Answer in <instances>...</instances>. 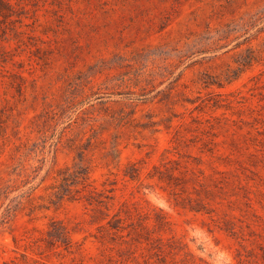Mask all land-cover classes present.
<instances>
[{"label":"rangeland","instance_id":"1","mask_svg":"<svg viewBox=\"0 0 264 264\" xmlns=\"http://www.w3.org/2000/svg\"><path fill=\"white\" fill-rule=\"evenodd\" d=\"M21 2L0 264H264V0Z\"/></svg>","mask_w":264,"mask_h":264},{"label":"trees","instance_id":"2","mask_svg":"<svg viewBox=\"0 0 264 264\" xmlns=\"http://www.w3.org/2000/svg\"><path fill=\"white\" fill-rule=\"evenodd\" d=\"M24 3L21 2V0L16 4V7L12 5L9 0H0V21H9L10 23H14L15 20H11L12 17H18L20 19L24 14H25V6L23 5ZM3 48V47H1ZM83 170V169H82ZM79 174V173H78ZM85 175V174H84ZM80 177L83 178V174H80ZM79 179V178H77ZM65 187L68 186L67 180L64 182ZM61 236L65 237L66 232L61 233ZM54 238H52L49 242L50 245H54Z\"/></svg>","mask_w":264,"mask_h":264}]
</instances>
